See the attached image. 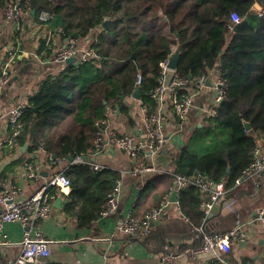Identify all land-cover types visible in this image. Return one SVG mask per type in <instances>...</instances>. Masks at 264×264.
Returning <instances> with one entry per match:
<instances>
[{"label":"trees","instance_id":"16d2710c","mask_svg":"<svg viewBox=\"0 0 264 264\" xmlns=\"http://www.w3.org/2000/svg\"><path fill=\"white\" fill-rule=\"evenodd\" d=\"M9 3L0 0V16ZM20 5L42 30L38 51L42 58L52 56V34L78 42L99 33L91 44L94 57L65 66L30 96L20 135L12 138L14 151L15 144L28 142L29 163L41 147L52 163L94 155L101 134L96 124L107 121L117 108L120 115L130 117L128 100H133L137 87L140 106L149 115L157 112L153 94L160 87L162 63L179 43L182 53L175 75L188 81L179 90V99L189 96L191 85L202 77L207 80L214 69L224 81L225 97L218 115L204 118L183 148L169 155L171 169L146 181L132 215L143 220L171 192L177 177L198 173L212 183H224L228 197L254 193L250 183L234 186L254 161V150L264 137V0H21ZM43 12L52 19L42 22ZM233 13L242 20L237 29ZM60 173L71 181L66 217L76 220L79 229H91L92 222L103 216L121 174L112 169L95 172L87 162L69 165ZM59 192L49 189L53 202ZM201 202L196 186L181 189L180 211L195 227L206 229L210 217ZM247 263L254 260L243 262ZM0 264L7 263L0 258Z\"/></svg>","mask_w":264,"mask_h":264},{"label":"crops","instance_id":"0c3cea01","mask_svg":"<svg viewBox=\"0 0 264 264\" xmlns=\"http://www.w3.org/2000/svg\"><path fill=\"white\" fill-rule=\"evenodd\" d=\"M21 31L20 38H16ZM99 33L95 31L89 37L78 40L80 52L91 49L93 38ZM42 30L33 22L28 13H24L20 21L6 22L4 15L0 16V72L10 53L15 62L11 68V79L0 94V191L9 193L15 200L27 198L38 191L57 173L69 167L68 162L52 163L43 149L38 150L32 163L28 152L29 143L13 146L6 140L10 135L7 115L18 105L25 107L30 96L38 85L50 76L60 73L66 63L53 60V51L66 43V39L50 36L53 39L51 57L42 58L40 36ZM210 85L202 87L191 85L189 96L192 106L182 122L170 104L169 96L158 106L162 126L166 135L165 147L146 158V163L156 169L155 172L133 176L134 160L127 152L117 149L112 141L105 140L100 151L88 156V164H98L121 174L122 193L118 198L117 209L110 215L102 216L92 222L91 229H79L78 222L66 217L65 205L69 201L71 189L59 192L53 202L51 215L42 221L38 231L42 233L51 245L52 255L46 260L48 264H202L201 259H192L187 251L203 244L199 228L195 227L180 211L179 205L172 203L166 211L165 219L153 225L149 235L144 239H131L121 235L118 224L126 215L132 212L137 197L147 180L171 169L172 161L169 155L179 151L186 143L189 135L204 122L203 110L211 105L217 91L219 70L214 69L210 76ZM130 117L124 115H109L108 126L122 134L132 136L136 141L148 140V127L140 102L128 100ZM27 145L26 149L23 147ZM164 151H167L164 153ZM24 159L23 161H20ZM30 160V161H29ZM85 162V161H83ZM72 163V162H71ZM30 166L34 177L30 176ZM175 182V181H174ZM118 183V182H117ZM249 186V185H248ZM263 187V188H262ZM262 188V189H261ZM250 196L237 198L236 210L241 220V234L245 241L232 239V249L226 255L230 264H243L254 260V264L264 263V226L258 219V211L264 208V177L262 185L253 189ZM60 200L58 205L55 203ZM236 214L223 211L216 206L210 216L211 230L217 233H228L236 228ZM24 228L18 223H6L0 233V241L11 244L21 242ZM20 247L10 246L0 251V258L6 263L18 257ZM174 253L175 261L166 263L162 255ZM248 264V263H247ZM250 264V263H249Z\"/></svg>","mask_w":264,"mask_h":264},{"label":"built area","instance_id":"2783aa9c","mask_svg":"<svg viewBox=\"0 0 264 264\" xmlns=\"http://www.w3.org/2000/svg\"><path fill=\"white\" fill-rule=\"evenodd\" d=\"M21 0H10V3L4 9V19L6 22H18L21 20L23 8L20 5ZM52 19V15L48 12L40 14V20L47 22ZM233 24H240L242 21L237 13L231 15ZM95 53L92 49H87L80 52L77 46V41L69 39L66 43L53 51V60L59 63H66L67 59L79 57V62H86ZM15 55L10 53L5 66L0 72V94L5 85L11 79V68L15 62ZM168 60L162 63L163 73L160 78V87L154 92L153 97L157 101L158 106H162L163 101L169 96L170 104L174 108L176 115L183 122L186 115L189 113L192 106L190 96H184L179 99V90L187 85L188 81L175 75L174 71L167 68ZM206 79L204 77L198 79L197 85L204 86ZM217 91L211 101V105L203 110L204 118L216 117L219 107L225 97L223 88L224 81L220 77L217 79ZM23 106L18 105L11 109L7 115L10 135L5 144H12V138L20 135L23 116ZM145 120L148 127V140L136 141L132 136L122 134L121 132L109 128L108 120L97 123L96 126L101 128V134L96 141L97 151H100L105 140L112 141L114 146L124 152H127L134 160L133 176H142L144 173L155 172L154 167L146 164V160H142L140 155L147 158L150 154L159 153L166 144V135L162 126V120L158 112L149 115L145 108H142ZM42 149V147L40 148ZM95 152V154H96ZM83 156H77L73 159L72 164L82 163ZM91 169L95 172H101L107 169L105 166L91 164ZM30 176L34 177V172L30 166ZM264 177V137L261 143L254 150V161L245 170L243 175L235 182V188L242 187L245 184H252L255 190L260 188ZM196 186L201 194L202 210L206 216L210 217L214 208L219 206L223 211L236 214L238 217L236 228L228 233H217L211 230L210 222L208 227L199 229L202 236L203 244L198 247L190 248L186 253L192 259H201L202 264H230L226 255L229 254L232 248V239L239 238V241L244 242L246 239L241 234V220L236 210L237 198L228 197V190L224 183H212L206 176L198 173L193 177H177L171 192L164 197L158 207L149 211L143 220H136L132 212L120 220L117 230L121 235L133 239L146 238L153 225L165 219L167 208L173 203L172 194L177 192V203L181 189L188 185ZM59 188L61 192L66 189H71L70 179L63 173L55 174L49 182L44 184L38 191L27 198L15 200L13 196L5 191H0V233L6 223H20L23 228V238L17 244H11L9 241H0V251L6 247L17 246L21 251L17 258L11 259L7 264H48L46 260L51 257L50 242L44 238L42 233L38 231L40 223L46 220L54 209L53 197L50 198L48 191L51 188ZM122 193L121 181L115 186L113 193L110 195L103 216H107L115 212L117 209L118 198ZM258 219L264 226V208L258 211ZM177 255L174 253H165L162 255V261L170 263L175 261Z\"/></svg>","mask_w":264,"mask_h":264},{"label":"water","instance_id":"95a60500","mask_svg":"<svg viewBox=\"0 0 264 264\" xmlns=\"http://www.w3.org/2000/svg\"><path fill=\"white\" fill-rule=\"evenodd\" d=\"M257 8H259V6L257 5ZM104 27L105 29L109 27V22H105L104 23ZM239 27V25L237 24L235 26V29H237ZM181 53H182V50H181V45L178 43L176 49L169 55L168 57V63H167V68L171 71H177V67H178V63H179V60H180V56H181ZM79 57H73V58H70V59H67L66 60V66L68 65H72V64H76L79 62ZM192 77L190 76V79ZM210 82H211V77H208L207 80H206V84L207 85H210ZM133 98L134 100L136 101H140L141 100V95H140V89L139 87L136 88V90L134 91L133 93ZM119 114V111H118V108H117V111H116V115ZM246 128L249 129L250 128V125L249 124H246ZM27 147V145H25L23 147V150H25ZM167 151H164V153H166ZM53 159H55V157H53ZM83 160L85 162H88V157L87 156H84L83 157ZM67 161H69V163H71L73 161V158H68ZM229 170V169H228ZM61 201L58 200L55 205H58ZM172 202L173 203H177V192L174 191L173 194H172Z\"/></svg>","mask_w":264,"mask_h":264},{"label":"rangeland","instance_id":"374dc122","mask_svg":"<svg viewBox=\"0 0 264 264\" xmlns=\"http://www.w3.org/2000/svg\"><path fill=\"white\" fill-rule=\"evenodd\" d=\"M115 130V129H114ZM232 249V248H231Z\"/></svg>","mask_w":264,"mask_h":264}]
</instances>
